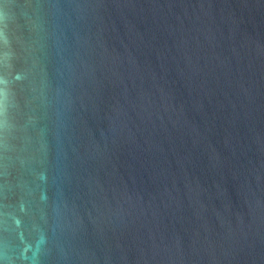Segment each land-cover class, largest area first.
<instances>
[{
    "label": "water",
    "instance_id": "obj_1",
    "mask_svg": "<svg viewBox=\"0 0 264 264\" xmlns=\"http://www.w3.org/2000/svg\"><path fill=\"white\" fill-rule=\"evenodd\" d=\"M0 264H264V0H0Z\"/></svg>",
    "mask_w": 264,
    "mask_h": 264
}]
</instances>
